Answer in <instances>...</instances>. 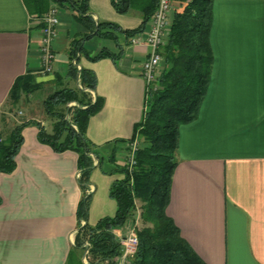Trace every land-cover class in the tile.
<instances>
[{
    "label": "crops",
    "instance_id": "0c3cea01",
    "mask_svg": "<svg viewBox=\"0 0 264 264\" xmlns=\"http://www.w3.org/2000/svg\"><path fill=\"white\" fill-rule=\"evenodd\" d=\"M53 6L59 16L51 42L55 60L53 71L43 74L40 13ZM181 7L173 3L170 20ZM87 14L93 25L107 21L134 30L142 24L139 11L120 13L111 0H88ZM76 15L67 1L0 0V134L6 137L16 124L31 122L21 130L15 168L0 172V264H66L74 243L82 196L77 153L56 152L39 141L38 131L39 124L53 130L55 119L44 107L48 94L80 87L67 78L70 42L88 32V22ZM150 25L149 19L128 38L120 32L115 38L92 33L83 41L88 54L80 55L78 68L96 77L95 90H86V98L102 100L88 119L86 137L105 157L102 169L107 171L113 167L106 159L111 153L116 164L124 162L126 141L145 112L148 84L141 66L149 53L144 40ZM209 41V86L197 117L179 127L166 212L204 264H264V0H213ZM102 47L122 52L118 59H91ZM164 67L162 56L156 75ZM27 72L33 77L30 85L38 87L10 102L14 81ZM102 169L96 166L89 178L91 225L114 215L116 201L109 190L124 176ZM129 220L114 230L121 239L141 224L138 215ZM87 255L85 250L83 264Z\"/></svg>",
    "mask_w": 264,
    "mask_h": 264
},
{
    "label": "trees",
    "instance_id": "16d2710c",
    "mask_svg": "<svg viewBox=\"0 0 264 264\" xmlns=\"http://www.w3.org/2000/svg\"><path fill=\"white\" fill-rule=\"evenodd\" d=\"M58 1L72 4L77 11L76 18L83 24L88 22V32L74 37L68 50L67 78L78 80L80 87L64 86L48 94L44 107L55 119L53 130L47 132L39 124L38 131L39 141L49 144L56 152L73 150L77 153L82 196L77 205L74 243L66 264H83L81 256L85 250L88 264H119L116 258L122 253V239L114 230L135 215L141 225L134 227L138 243L130 264H204L181 237L167 215L166 207L176 166L179 127L197 117L210 82L213 53L209 34L213 0H189L173 13L161 51L165 67L150 84L153 86L148 85L144 115L124 147L127 152L128 143L138 140L135 164L131 169L125 160L121 165L116 164L115 154L111 153L106 158L113 164L109 171L102 169L105 157L100 149L86 137L88 119L102 107V100L100 97L94 101L86 98V90H95L96 77L91 70L78 68L80 55L88 54L83 41L92 33L112 38L117 32L126 38L134 36L144 28L158 0H111L120 13L132 9L141 13L142 24L134 30H124L107 21L93 25L87 14L88 0ZM121 52L114 53L102 47L91 59H118ZM32 81L28 72L18 76L9 92L10 102H17L21 93L33 90L34 86L37 88L38 84L30 85ZM70 102L76 104L68 106ZM28 123L31 122L26 120L16 124L7 138L0 134V172L9 173L15 168V156L23 141L21 130ZM96 166L103 172H120L124 176L115 180L109 190V195L116 201L114 215L104 216L91 225L87 221L92 197L89 178Z\"/></svg>",
    "mask_w": 264,
    "mask_h": 264
},
{
    "label": "built area",
    "instance_id": "2783aa9c",
    "mask_svg": "<svg viewBox=\"0 0 264 264\" xmlns=\"http://www.w3.org/2000/svg\"><path fill=\"white\" fill-rule=\"evenodd\" d=\"M178 1L184 6L189 0H158L157 6L150 17V29L145 37V43L149 47L147 58L142 63V75L148 85L156 79L157 71L161 65L162 53L161 47L164 44V37L167 35L170 24V13L173 9V3ZM43 26L41 29L40 58L43 74H49L53 71L55 54L53 53L51 42L56 35L59 25V16L57 7H50L42 15ZM137 42L140 39L136 40ZM21 113V112H20ZM138 146V140L134 139L128 143V150L125 154V163L131 169L135 164L134 153ZM138 243L135 230L122 239V253L119 264H126L128 260L134 257Z\"/></svg>",
    "mask_w": 264,
    "mask_h": 264
},
{
    "label": "rangeland",
    "instance_id": "374dc122",
    "mask_svg": "<svg viewBox=\"0 0 264 264\" xmlns=\"http://www.w3.org/2000/svg\"><path fill=\"white\" fill-rule=\"evenodd\" d=\"M62 58H63V56H62ZM62 58H61V56H60V58H59V60H62ZM48 123V126H50V125H52V123H51V121L50 122H47ZM51 129V128H50ZM9 134H10V132L6 135V138L9 136ZM131 222V220H127L125 223H124V226L125 225H129V223ZM141 225V224H140ZM129 263H130V261H129ZM128 262H127V264H129Z\"/></svg>",
    "mask_w": 264,
    "mask_h": 264
},
{
    "label": "water",
    "instance_id": "95a60500",
    "mask_svg": "<svg viewBox=\"0 0 264 264\" xmlns=\"http://www.w3.org/2000/svg\"><path fill=\"white\" fill-rule=\"evenodd\" d=\"M153 85H150V87H152Z\"/></svg>",
    "mask_w": 264,
    "mask_h": 264
}]
</instances>
